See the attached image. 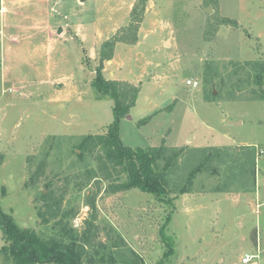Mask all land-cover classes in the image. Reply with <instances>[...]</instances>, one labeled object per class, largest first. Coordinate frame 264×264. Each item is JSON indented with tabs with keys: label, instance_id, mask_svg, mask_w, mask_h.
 <instances>
[{
	"label": "rangeland",
	"instance_id": "1",
	"mask_svg": "<svg viewBox=\"0 0 264 264\" xmlns=\"http://www.w3.org/2000/svg\"><path fill=\"white\" fill-rule=\"evenodd\" d=\"M113 38L103 77L139 88L119 138L162 151L163 202L110 193L127 172L83 142L113 120L92 86ZM263 62L264 0H0L2 212L83 264H158L164 225L171 264H264Z\"/></svg>",
	"mask_w": 264,
	"mask_h": 264
},
{
	"label": "trees",
	"instance_id": "2",
	"mask_svg": "<svg viewBox=\"0 0 264 264\" xmlns=\"http://www.w3.org/2000/svg\"><path fill=\"white\" fill-rule=\"evenodd\" d=\"M234 24V22H232ZM114 38L101 44L99 52V65L95 69L92 86L99 98H109L113 102V120L108 125L105 135L86 137L83 142H92L102 145L112 165L120 166L127 172L126 183L111 184L108 187L110 193L138 189L141 192L152 194L163 202L167 197V190L161 177L153 171V166L161 157V150L154 153L142 151L136 148L126 147L119 138L120 121L127 116L135 106L139 88L126 83L105 79L102 74V64L111 60ZM255 66L264 71V62ZM262 93L264 78L257 76ZM147 121V120H146ZM142 121L141 124H145ZM169 202V200H168ZM88 206L94 209V197L88 199ZM170 215L167 216L169 221ZM167 223V222H166ZM0 232L6 245L1 252H6L13 259V264H83L82 254L76 251L72 245H62L53 241H42L33 231L20 229L15 224L11 215L5 214L0 208ZM160 241L165 249L158 264H171V258H175L173 239L166 234L165 225L159 230ZM82 252V250H81ZM137 264V263H136Z\"/></svg>",
	"mask_w": 264,
	"mask_h": 264
},
{
	"label": "built area",
	"instance_id": "3",
	"mask_svg": "<svg viewBox=\"0 0 264 264\" xmlns=\"http://www.w3.org/2000/svg\"><path fill=\"white\" fill-rule=\"evenodd\" d=\"M188 85L191 86H197L196 82H187ZM258 258V256L256 254H245L242 258H241V264H249L251 263L252 260Z\"/></svg>",
	"mask_w": 264,
	"mask_h": 264
},
{
	"label": "crops",
	"instance_id": "4",
	"mask_svg": "<svg viewBox=\"0 0 264 264\" xmlns=\"http://www.w3.org/2000/svg\"><path fill=\"white\" fill-rule=\"evenodd\" d=\"M3 0H1V2H2Z\"/></svg>",
	"mask_w": 264,
	"mask_h": 264
},
{
	"label": "water",
	"instance_id": "5",
	"mask_svg": "<svg viewBox=\"0 0 264 264\" xmlns=\"http://www.w3.org/2000/svg\"><path fill=\"white\" fill-rule=\"evenodd\" d=\"M128 117V116H127ZM129 118V117H128Z\"/></svg>",
	"mask_w": 264,
	"mask_h": 264
}]
</instances>
